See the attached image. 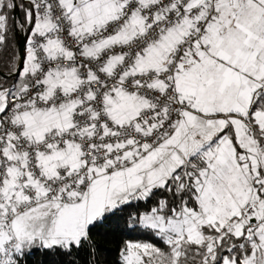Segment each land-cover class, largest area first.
I'll return each mask as SVG.
<instances>
[{"label":"snow or ice","instance_id":"snow-or-ice-1","mask_svg":"<svg viewBox=\"0 0 264 264\" xmlns=\"http://www.w3.org/2000/svg\"><path fill=\"white\" fill-rule=\"evenodd\" d=\"M106 220L114 264H264V0H0V264Z\"/></svg>","mask_w":264,"mask_h":264},{"label":"trees","instance_id":"trees-1","mask_svg":"<svg viewBox=\"0 0 264 264\" xmlns=\"http://www.w3.org/2000/svg\"><path fill=\"white\" fill-rule=\"evenodd\" d=\"M92 239L98 246L99 264H114L117 251L123 240H144L146 237L136 234H128L124 230L123 221L117 223L115 220H106L103 224H99L93 229ZM52 259V257L36 253L29 258V264H51Z\"/></svg>","mask_w":264,"mask_h":264},{"label":"water","instance_id":"water-1","mask_svg":"<svg viewBox=\"0 0 264 264\" xmlns=\"http://www.w3.org/2000/svg\"><path fill=\"white\" fill-rule=\"evenodd\" d=\"M17 39H19V37H17Z\"/></svg>","mask_w":264,"mask_h":264}]
</instances>
